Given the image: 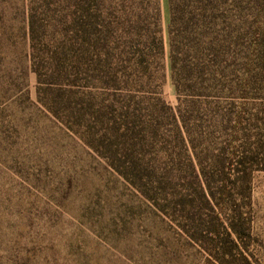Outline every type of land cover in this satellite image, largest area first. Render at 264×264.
Instances as JSON below:
<instances>
[{"label": "rangeland", "instance_id": "374dc122", "mask_svg": "<svg viewBox=\"0 0 264 264\" xmlns=\"http://www.w3.org/2000/svg\"><path fill=\"white\" fill-rule=\"evenodd\" d=\"M238 8L242 53L254 61L264 55V0L238 1ZM30 15L39 39L44 29H70L81 56L77 87L51 94L57 115L43 96L38 101ZM168 22V0H0V264H220L222 246L224 264H238L231 245L214 250L217 239L205 236L221 233L219 221L233 212L247 219L243 244L264 264V172L237 184L231 174L223 182L212 176L213 199L192 180L196 157L210 172L214 160L227 159L221 149L238 146L234 123L220 130L212 119L228 107L215 104L214 93L196 98L201 108L185 110V129L174 137L170 113L196 94H176ZM145 32L160 48L139 77L131 65ZM113 74L118 87L104 82ZM258 89L251 104L264 107V85ZM256 115L264 124V111ZM87 132L134 168L145 195L110 167L103 148L88 144Z\"/></svg>", "mask_w": 264, "mask_h": 264}, {"label": "trees", "instance_id": "16d2710c", "mask_svg": "<svg viewBox=\"0 0 264 264\" xmlns=\"http://www.w3.org/2000/svg\"><path fill=\"white\" fill-rule=\"evenodd\" d=\"M238 1L243 0H168V53L171 80L177 95L196 94L193 95L196 96L193 99L180 102L176 113H170L173 123L176 124L173 131L174 137H181L182 128L185 129V110L197 112L201 107L196 98L209 97L207 95L209 93L216 95L214 96L215 104L222 105L219 102H224L228 107L223 114H219L218 110L212 114L217 127L220 126V129L222 124L230 122L236 127L232 134L235 136L233 142L238 146L230 151L221 149L220 155L227 156V159L214 160L210 165V172L203 169L197 157L196 163H192V180L204 199L207 196L210 199L214 198L215 193H212L211 185H216L212 181V176L216 174L221 177L219 182H223L222 176L231 174L230 176L234 178L233 183L237 184L242 181L243 176L250 177L255 171L264 172V124L258 121V115H256L263 112L264 107L262 105L253 107L251 104L253 98L249 97L251 93L257 91L258 87L260 90L264 85V55L258 52L254 61H251L249 56L242 53L240 30L244 28L245 22L239 12ZM53 6L55 7V4ZM239 22L243 25L242 28ZM75 25L78 31L81 27L80 23ZM37 26L33 15H30L28 39L31 70L36 75L38 101L40 102V97L43 96L44 105L57 115L53 107L56 105L58 95L54 97L51 94L77 87L74 80L76 73L73 71L78 70L81 56L74 54L77 49L74 51V40L72 36H69L72 34L70 29L63 28L62 31H56L50 35H46L44 29V34L39 39L36 32ZM55 34H59L57 39ZM159 46L154 35L144 33L139 44L141 49L133 56L135 62L131 65L133 71L140 74L139 77L148 70L149 58L154 56ZM44 57H46L45 64ZM108 69L114 70L115 67L109 64ZM115 76L113 74L111 81L104 82L118 87ZM98 80L101 81V79ZM135 84L137 81L134 82ZM252 111L256 114H252ZM87 133L85 136L90 138L88 144L96 146L98 150L103 148L102 155L108 160L110 167L124 180L138 187L142 194L143 186H137V182H141L142 178H139L134 168L127 167L125 162L119 160L117 153L112 152L109 145L105 147L100 139H94L96 135ZM151 184L159 185V182L156 180ZM246 184L248 192L250 180ZM143 194L145 195L146 192L144 191ZM246 199L249 201L250 196L247 195ZM242 216L239 212H233L226 220L227 223L219 221L221 233L208 230L205 236L212 233L217 239V243L213 245L214 250H219L218 245L219 247L231 245L233 251L230 250L229 253L232 251V260L238 264H256L253 261V255L248 253L247 247L243 244V240L249 238V234L248 224L245 223L247 219ZM209 240L212 241V239ZM221 249L222 253H219L221 258L218 260L220 264H224L222 259L227 252L223 250V246Z\"/></svg>", "mask_w": 264, "mask_h": 264}]
</instances>
